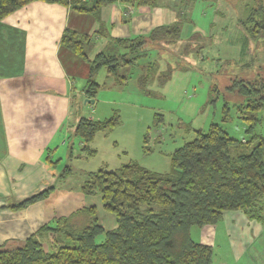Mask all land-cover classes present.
Instances as JSON below:
<instances>
[{
    "label": "trees",
    "instance_id": "obj_1",
    "mask_svg": "<svg viewBox=\"0 0 264 264\" xmlns=\"http://www.w3.org/2000/svg\"><path fill=\"white\" fill-rule=\"evenodd\" d=\"M32 1L37 0H0V21ZM39 1L91 14L97 21L102 6L114 2L127 5L125 11L130 6L158 5V0ZM257 1L241 21L246 36L252 39L264 31V0ZM180 29L174 23L160 24L146 34L108 37L91 57L86 46L95 43L99 28L91 34L65 28L59 41L88 63L83 90L85 96L94 98L100 87L93 78L98 69L111 73L119 66L131 65L145 55L146 44L163 49V45L174 42ZM147 77L145 73L139 76ZM124 78L118 77L116 82ZM228 89L245 98L237 110L244 114L246 131L253 132L260 122L258 114L264 111V77L236 78ZM227 109L224 105V119ZM117 122L116 116L104 120L80 117L73 133L82 138V149H86L96 131L111 129ZM65 171H70L68 165L63 176ZM49 190L38 191L9 207H25L45 197ZM80 190L85 195L99 193L103 208L115 217L113 228L101 225L95 205L83 206L59 217L52 226L44 224L38 229L37 233H49V250L32 234L21 247L0 250V264H210L212 247L194 241L190 228L214 224L229 210L264 219V137L254 133L248 140H237L213 122L206 130H195L192 140L172 151L168 171H154L131 160L114 170L98 169ZM99 233L104 238L95 242Z\"/></svg>",
    "mask_w": 264,
    "mask_h": 264
},
{
    "label": "rangeland",
    "instance_id": "obj_2",
    "mask_svg": "<svg viewBox=\"0 0 264 264\" xmlns=\"http://www.w3.org/2000/svg\"><path fill=\"white\" fill-rule=\"evenodd\" d=\"M256 1L158 0L165 9L163 24L174 23L181 28L174 42L163 45V49L146 44L143 57L119 66L115 72L98 69L93 78L100 87L94 98L79 94L86 80L76 76V99L66 102L64 121L68 124H64L63 135L62 131L58 135L63 145L52 158L59 167L68 165L70 169L60 184L79 190L98 169L114 170L131 160L166 172L172 151L192 140L195 130H206L213 122L237 140H248L254 133L264 137V111L258 114L260 122L253 132L248 133L241 117L244 114L237 110L245 98L228 89L236 78L264 77V31L252 39L241 25ZM130 11L131 6L127 13ZM90 47L86 46L88 54ZM144 73L148 77L140 79ZM121 76L125 78L116 82ZM224 105L228 107L226 119ZM113 116L118 122L111 129L96 131L82 149V138L71 131L77 118L104 120ZM92 195L100 197L99 193ZM97 214L105 227L115 219L103 208L101 197ZM193 235L198 238L195 232ZM103 238L99 233L95 242ZM47 246L44 248L49 250Z\"/></svg>",
    "mask_w": 264,
    "mask_h": 264
},
{
    "label": "crops",
    "instance_id": "obj_3",
    "mask_svg": "<svg viewBox=\"0 0 264 264\" xmlns=\"http://www.w3.org/2000/svg\"><path fill=\"white\" fill-rule=\"evenodd\" d=\"M126 7L120 2L104 5L97 21L91 14L37 0L0 21V250L21 247L32 234L51 247L49 233H37L42 225L52 226L83 206L99 209L100 197L60 184L63 168L52 161L63 145L58 135L68 124L65 104L76 99L74 79L80 75L86 80L89 70L59 40L65 28L86 34L99 28L96 44H88L91 57L108 37L146 34L163 24L160 4L131 7L130 13ZM79 94L86 97L83 89ZM47 188L45 197L19 209L9 207ZM114 226L112 218L103 227ZM190 236L212 247L210 264H264V219L249 218L242 210L225 211L214 224L194 226Z\"/></svg>",
    "mask_w": 264,
    "mask_h": 264
},
{
    "label": "water",
    "instance_id": "obj_4",
    "mask_svg": "<svg viewBox=\"0 0 264 264\" xmlns=\"http://www.w3.org/2000/svg\"><path fill=\"white\" fill-rule=\"evenodd\" d=\"M88 100H90V99H88Z\"/></svg>",
    "mask_w": 264,
    "mask_h": 264
}]
</instances>
